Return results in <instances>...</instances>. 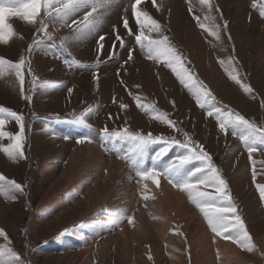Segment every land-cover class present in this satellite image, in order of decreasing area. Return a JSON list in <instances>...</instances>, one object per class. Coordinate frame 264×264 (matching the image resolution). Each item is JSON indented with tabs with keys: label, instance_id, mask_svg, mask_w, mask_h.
<instances>
[{
	"label": "rangeland",
	"instance_id": "rangeland-1",
	"mask_svg": "<svg viewBox=\"0 0 264 264\" xmlns=\"http://www.w3.org/2000/svg\"><path fill=\"white\" fill-rule=\"evenodd\" d=\"M130 2L115 0L98 32L70 46L72 57L93 64L98 36L104 35L101 59L106 62L99 68L69 70L57 58L67 54L46 42L44 50H35L31 56L32 72L38 78L35 91H30L31 76L25 69V94L33 96L31 102L21 98L14 72L0 77V105L22 112L26 123V159L13 161L0 152V173L25 186V194L15 201L0 195V228L9 238L5 241L0 236V245L7 243L28 264H264V201L252 180V164L239 138L244 127L238 126L235 136L231 129L227 134L222 132L216 119L197 106L171 69L146 58L144 50L134 43V36L122 26L126 14L130 27L138 32ZM212 4L218 7L212 15L221 26L222 43L195 21V15L202 21L206 15L199 0H156V6L151 0H142L139 7L160 23L164 35L186 57V66L215 95L218 106L230 107L257 125L264 124V16L252 0H212ZM82 14L74 18L79 20ZM8 22L16 35L7 44L0 43V57L18 61L21 55L27 56V46L38 25L20 17H10ZM113 26L133 49V59L127 63L129 48H112ZM49 31L65 36L70 29L50 23ZM145 35L159 38L147 27ZM110 51H116V55L108 61ZM229 56L234 58L244 82L251 85L255 98L244 93L219 63ZM94 74L99 77L98 83ZM43 80L59 84L41 90L39 83ZM135 94L141 95L142 103L155 102L177 122L179 131L154 119L158 112L138 108ZM122 103L128 107L121 108ZM89 106L93 111L87 128L68 122L73 113L79 114ZM105 126L110 131L127 128L168 140L183 141L184 133H188L220 169L258 250L249 253L230 241H214V234L187 193L170 185L163 176L159 187L151 180L138 183L139 177L123 158L130 146L118 145L123 149L119 156L106 150L111 144L104 146L101 130ZM6 130L16 132L18 128L9 119ZM83 133L91 135V143L76 142L75 137ZM65 135L70 138L64 139ZM159 147H148L147 166ZM177 151L173 145L158 163H166ZM253 158L256 182L264 184V152H256ZM206 190L213 191L211 187ZM129 216L134 218L132 225L127 223ZM64 229L71 230L58 239Z\"/></svg>",
	"mask_w": 264,
	"mask_h": 264
},
{
	"label": "snow or ice",
	"instance_id": "snow-or-ice-1",
	"mask_svg": "<svg viewBox=\"0 0 264 264\" xmlns=\"http://www.w3.org/2000/svg\"><path fill=\"white\" fill-rule=\"evenodd\" d=\"M151 2L156 6V0H151ZM114 3L115 0H0V43L7 44L16 35L13 25L8 22L10 17H20L29 24L38 25L32 42L27 46V56L21 55L18 61H9L4 57H0V77H3L6 72H14L19 82L21 98L26 102H31L33 96L25 94V69L27 68L28 74L31 76L32 89L30 91H35L38 78L32 72L31 56L35 50H44L46 42H52L63 53L67 54V56L59 55L57 58L62 60L69 70L73 68H99L102 63L106 62L101 59L104 49V35L98 36L95 49L97 58L93 64H85L72 57L70 46L97 33ZM141 4L142 0H131L130 2L132 16L138 32H134L130 27L129 18L126 14L122 17L123 28L128 35L134 36V43L144 50L147 59L161 63L162 66L171 69L179 83L194 97L197 106L205 110L207 116L216 119L222 132L227 134L231 129L232 134L235 136L237 135L236 128L238 126L244 127V132L240 134L239 138L252 164V180L259 192L260 199L264 201V184L256 182L258 172L255 167L256 161L253 158L256 152H264V124L257 125L255 121L249 120L230 107L218 106V101L212 91L186 66V57L177 50L168 36L164 35L160 23L151 17L149 13L140 9ZM199 4L202 11L206 9L204 21L209 23L202 21L199 15L194 16L195 21L201 29L222 43L221 26L215 23L216 17L212 15L213 10L218 11V7L212 4V0H199ZM252 4L253 6L259 5L260 15L264 16V0H252ZM81 11L83 12L82 17L79 20L75 19L74 17ZM189 11H192L191 6ZM50 23L59 24L61 28L67 27L70 32L65 36H56L54 32L49 31ZM146 27L149 31H155L159 38L145 35ZM223 27L227 28V22H224ZM113 30L115 40L112 48L116 50L117 45L119 49L129 48L128 60L124 62L127 63L133 59V49L119 35L116 26H113ZM115 55L116 51H110L108 61H111ZM233 61L234 58L229 56L227 60L220 59L219 63L225 66L228 77L239 85L244 93L255 98L254 90L250 84L244 82L238 71V65ZM93 79L98 83V76L94 74ZM120 83L124 84V81L121 80ZM58 84V81L43 80L39 83V89L46 90ZM68 92L71 94L72 89L69 88ZM129 94L133 95L132 93ZM134 99L138 108L146 112H158L159 114L154 116V119L166 124L171 129L179 131L177 122L170 119L168 113L159 110L155 102L142 103V97L139 94H135ZM172 103L175 105V101H172ZM120 106L121 108L128 107L123 103ZM261 106L264 107V100L261 101ZM92 111L91 106L86 107L79 114L73 113V118L68 122L87 128V119ZM9 119L17 125L18 130L16 132L6 130ZM25 128V116L22 112L0 105V141H8L6 144L0 143V152H3L13 161L26 159L24 151ZM45 128L47 130V125ZM101 131L104 146L111 144V149L106 147V150H110L119 156L122 154L123 149L118 145L130 146L127 152L123 153V158L129 162L130 167L139 177L138 183L151 180L159 187L160 177L163 176L170 185L187 193L189 201L200 211L207 222V226L214 234V241L216 238L230 241L249 253L258 250L244 219L238 214L228 183L223 178L220 169L213 164L210 154L204 150L203 146L192 141L188 133H184L185 139L181 141L179 139L168 140L162 135L153 138L152 133L132 132L127 128L110 131L105 126ZM63 138L69 139L70 137L65 135ZM75 139L79 144L92 142V137L88 133L78 134ZM151 144H158L160 147L151 156V165L147 166L145 157ZM173 145L179 151L166 163L159 164L158 162ZM194 162H198L199 166H196ZM261 163L264 164V161H261ZM24 187L16 180L9 179L0 173V195L6 200L15 201L18 196L24 195ZM209 187L213 191L206 190ZM146 190L147 185H144L143 191L146 192ZM144 199L147 200L148 196L145 195ZM126 220L129 225L134 222V218L130 216L126 217ZM113 223H116V221L114 220ZM70 230L64 229L59 234L58 239ZM178 234L183 235V233ZM0 236L4 237L5 241L9 239L2 228H0ZM217 258H220L219 251ZM149 259H151V256H149ZM0 264H28V262L21 258L20 254L14 249L8 247L6 243L0 245ZM228 264H230V261Z\"/></svg>",
	"mask_w": 264,
	"mask_h": 264
}]
</instances>
